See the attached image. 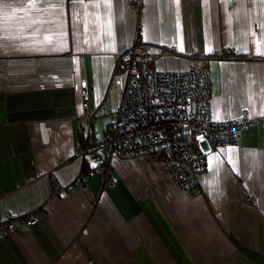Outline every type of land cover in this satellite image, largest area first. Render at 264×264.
Returning a JSON list of instances; mask_svg holds the SVG:
<instances>
[{"label":"crops","instance_id":"0c3cea01","mask_svg":"<svg viewBox=\"0 0 264 264\" xmlns=\"http://www.w3.org/2000/svg\"><path fill=\"white\" fill-rule=\"evenodd\" d=\"M39 6L23 20L0 12L9 36L0 41V220L46 214L32 227L15 220L0 264H264L260 0H120L119 9L113 0L110 14L104 0ZM136 43L161 72L205 60L214 120H253L235 144L203 145L206 170L193 191L145 154L111 161L114 186L102 187L100 175L76 185L86 170L78 142L90 120L94 139L111 133L127 81L117 64ZM54 179L67 189L58 197Z\"/></svg>","mask_w":264,"mask_h":264},{"label":"built area","instance_id":"2783aa9c","mask_svg":"<svg viewBox=\"0 0 264 264\" xmlns=\"http://www.w3.org/2000/svg\"><path fill=\"white\" fill-rule=\"evenodd\" d=\"M133 3L139 0H130ZM161 52L166 48L160 47ZM117 67L127 76L125 89L111 133L104 139L87 132L78 142V153L86 170H82L76 185L85 190L83 180L100 175L102 187L114 186L110 172L114 159H132L151 155L161 160L178 188L193 191L199 176L206 170L204 144L211 150L237 142L241 131L253 122L250 118L218 122L211 107V76L206 61L200 59L186 72H161L144 44L136 43L120 56ZM91 119L96 114H89ZM95 165V167H93ZM54 197L67 189L53 180ZM244 200L252 202L245 194ZM44 207L16 218L0 220V241L17 232L15 220L32 227L45 216Z\"/></svg>","mask_w":264,"mask_h":264},{"label":"snow or ice","instance_id":"6c2138e0","mask_svg":"<svg viewBox=\"0 0 264 264\" xmlns=\"http://www.w3.org/2000/svg\"><path fill=\"white\" fill-rule=\"evenodd\" d=\"M41 0H20L19 4H13V3H7L6 0H0V12H4L5 16L4 18H8V14L12 16H21V19L23 20L25 17L21 15V13H26L27 15H32L34 12L43 13L45 9L43 7H40ZM175 4L177 6L180 5L181 0H174ZM207 2V0H205ZM225 2H229V0H225ZM254 3L255 0H252ZM26 3V8H25ZM119 3L120 0H116L117 7L119 9ZM260 4L264 6V0H260ZM93 7L99 8L101 7L100 3H95L92 5ZM51 7L53 9L60 8L61 4H52ZM104 7H106L109 11V14L111 13L112 7H113V0H104ZM99 19V17H97ZM35 23L36 21L33 20ZM109 30L111 29V19L109 18L108 21ZM260 27L264 29V24H261ZM39 31V29H37ZM9 36L7 35V30L0 28V41L8 40ZM51 42V40H49ZM112 51H115V48L111 49ZM181 51H183V47L180 48ZM211 49H209L210 51ZM257 54L264 56V52H258ZM260 115H264V112H261ZM251 118V117H249ZM95 167V165H93Z\"/></svg>","mask_w":264,"mask_h":264},{"label":"trees","instance_id":"16d2710c","mask_svg":"<svg viewBox=\"0 0 264 264\" xmlns=\"http://www.w3.org/2000/svg\"><path fill=\"white\" fill-rule=\"evenodd\" d=\"M83 136H84V134H83Z\"/></svg>","mask_w":264,"mask_h":264}]
</instances>
